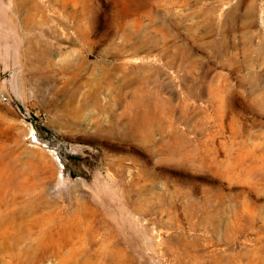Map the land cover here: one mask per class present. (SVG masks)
<instances>
[{
    "label": "rangeland",
    "instance_id": "1",
    "mask_svg": "<svg viewBox=\"0 0 264 264\" xmlns=\"http://www.w3.org/2000/svg\"><path fill=\"white\" fill-rule=\"evenodd\" d=\"M42 2L0 0V264H264V0Z\"/></svg>",
    "mask_w": 264,
    "mask_h": 264
},
{
    "label": "bare ground",
    "instance_id": "2",
    "mask_svg": "<svg viewBox=\"0 0 264 264\" xmlns=\"http://www.w3.org/2000/svg\"><path fill=\"white\" fill-rule=\"evenodd\" d=\"M43 0H13V5H14V10H19V12H24L25 14V17L23 18L22 20V24L24 27L26 28H31V27H36V25L40 24V22L44 21L46 19V5L42 2ZM63 1V0H62ZM65 2V0H64ZM63 2V3H64ZM74 2H77V1H74ZM66 3V2H65ZM50 4V3H49ZM52 4V3H51ZM75 6L74 7H77L76 4H74ZM57 6V5H56ZM50 7V6H49ZM57 9V8H56ZM77 10V9H76ZM166 10V9H165ZM51 11V10H50ZM73 11V10H72ZM70 12V11H69ZM62 13V12H61ZM170 13V12H169ZM38 15L40 16V18L38 17ZM54 15V14H53ZM63 15V14H62ZM72 15V14H71ZM58 17V16H56ZM61 17V16H60ZM76 17V16H75ZM74 17V18H75ZM60 19V18H59ZM66 20V19H65ZM64 20V21H65ZM60 21V20H59ZM63 21V20H62ZM173 23V22H172ZM253 23V22H252ZM249 24V23H248ZM124 25V24H123ZM247 26V25H246ZM249 26V25H248ZM80 27V26H79ZM125 27V26H124ZM238 27V26H237ZM231 28V27H230ZM243 30V29H242ZM78 31V30H77ZM124 31V30H123ZM248 31V29L246 30ZM245 31V32H246ZM252 31V30H251ZM247 34V33H246ZM251 34V33H250ZM249 34V36H250ZM65 35V33H64ZM67 36V35H66ZM74 36V34H73ZM64 37V36H63ZM75 39V38H74ZM149 40V39H148ZM67 41V40H66ZM86 41V39H85ZM244 41V40H243ZM28 43H24V46L20 45V55H19V59L17 58V62H21V61H24L26 64H33V65H36L37 64H40V66H43V65H50L47 61V58H46V54L49 52V49L45 46V44H43L42 42H37V41H27ZM119 42V41H118ZM246 42V41H245ZM67 43V42H66ZM72 43V42H71ZM81 43V42H80ZM114 43V42H113ZM140 43V42H139ZM247 43V42H246ZM132 44V43H131ZM244 44V43H243ZM114 45V44H112ZM125 45V44H123ZM166 46V45H165ZM245 46V45H244ZM121 47V46H120ZM119 47V48H120ZM168 47V46H167ZM162 48V47H161ZM80 51V50H79ZM262 51V50H260ZM245 52H247V50H245ZM131 53V52H130ZM248 53V52H247ZM246 53V55H247ZM244 54V53H243ZM260 54V53H259ZM76 55V52H72L70 56H74ZM163 55V54H162ZM187 55V54H186ZM69 56V55H68ZM125 56V55H124ZM123 56V58H124ZM258 56V55H257ZM106 57V56H105ZM253 58V57H252ZM82 59V58H81ZM125 59V58H124ZM250 59V58H249ZM15 60V59H14ZM29 60H32L33 62L30 63ZM116 61V59H115ZM249 61V60H248ZM55 62V61H54ZM83 62V61H82ZM87 62V61H86ZM101 62V61H100ZM234 62V61H233ZM55 64V63H54ZM57 64V62H56ZM98 64V63H97ZM126 62L123 60V59H119V62L118 64L110 67L107 63L103 64L101 69L104 70V72L106 73L105 74V77L103 79H98V83L96 84V86H93L91 85L89 87V91H90V94L94 97L92 99V104H97V107L101 110V111H110L112 113H115L117 107H124V110H127L128 107L125 106L124 102L126 101V97H125V87H126V83L128 80H121V79H118V81L120 82V85L117 86V87H113V78H115V80L117 79V76L116 74H118L120 71H123V67L121 66H125ZM20 65V64H19ZM53 65V64H52ZM80 65V64H79ZM96 66V65H95ZM62 68V71H65V72H70V70L72 69V64H71V59L68 57L66 59V62H63L61 63V66ZM92 67V66H91ZM91 67H88V69L90 70ZM127 67V65H126ZM39 68V67H38ZM55 68V67H54ZM53 68V69H54ZM78 69V68H77ZM97 69V68H95ZM100 69V68H99ZM75 70V69H74ZM81 70V69H80ZM79 70V71H80ZM92 70H94L92 68ZM91 71V70H90ZM125 71V70H124ZM76 72V71H75ZM81 72V71H80ZM83 72V71H82ZM92 73V72H91ZM74 74V72H73ZM72 74V75H73ZM120 74V73H119ZM135 74V73H134ZM251 74V73H250ZM89 75V73H88ZM249 75V74H248ZM137 76V75H136ZM251 76V75H249ZM248 76V77H249ZM71 77V76H70ZM78 75L75 74V76L73 75V78L71 80V83L72 84H76V79H77ZM125 78V75L123 76ZM252 77V76H251ZM250 77V79H252ZM259 78V77H258ZM70 79V78H69ZM140 79V78H139ZM247 79V78H246ZM248 79V80H250ZM254 79V78H253ZM147 80V79H146ZM149 80V79H148ZM69 81V80H68ZM66 81V82H68ZM91 81V80H90ZM251 81V80H250ZM249 81V82H250ZM27 82V81H26ZM25 82V83H26ZM38 82V81H37ZM118 82V83H119ZM247 82V81H246ZM257 82V81H256ZM148 83V82H147ZM251 83V82H250ZM36 84V83H35ZM41 84V83H40ZM80 84V83H79ZM86 84V83H84ZM144 84V83H143ZM252 84V83H251ZM26 85V84H25ZM64 85V84H63ZM43 86V85H42ZM77 86V85H76ZM62 87V86H61ZM253 87V86H251ZM255 87V86H254ZM161 88V87H160ZM43 89V88H42ZM59 89V88H58ZM127 89V88H126ZM159 89V88H158ZM38 90V89H37ZM52 90V89H51ZM61 90V89H60ZM151 90V89H150ZM58 91V90H57ZM74 91V89L72 90ZM106 91H109L111 94H112V98L111 100L114 101V103L112 102H107V103H103L102 99H100V95L105 93ZM148 91V90H147ZM46 92V91H45ZM62 92V91H61ZM68 92V89L65 88L63 90V93L64 94H67ZM134 92V91H133ZM41 93H43L41 91ZM77 93H78V90H77ZM122 93L124 95H122ZM156 93V92H155ZM108 94V93H107ZM43 95V94H42ZM55 95V94H53ZM52 95V96H53ZM105 95V94H104ZM157 95V94H156ZM108 96V95H107ZM106 96V97H107ZM71 98V97H70ZM98 98V99H96ZM109 98V97H108ZM69 99V98H68ZM88 99V98H87ZM106 100V99H105ZM55 101V100H54ZM59 101V100H58ZM81 101V100H80ZM75 102V101H74ZM83 104V103H82ZM96 109V108H95ZM100 112V111H99ZM103 114V113H102ZM59 119V118H58ZM104 119V118H103ZM57 120V119H56ZM70 120V119H69ZM112 120V119H111ZM62 121V120H61ZM117 121V124L118 125H122L123 128H128L129 125H131V119L128 117V111H124V113L120 116L119 119H116ZM84 121H82L81 119H76L73 121L72 125L74 126V128H79L80 126H82ZM56 123V122H55ZM58 123V122H57ZM70 125V123H67ZM86 124V123H85ZM114 124V122H113ZM84 125V124H83ZM113 127H115V125H112ZM112 126H106L103 124V122L101 120H99L97 122V128H98V132H102L103 130H106V129H112ZM115 130V129H114ZM118 130V129H117ZM116 131V130H115ZM96 132V133H98ZM118 132V131H116ZM134 132V131H133ZM132 132V133H133ZM73 133V132H72ZM129 136V135H128ZM88 137V136H87ZM2 177V176H1ZM7 177V176H6ZM9 179V178H8ZM12 181V180H11ZM8 182V181H7ZM5 182V184L7 183ZM19 182V181H18ZM21 183V182H20ZM24 183V182H23ZM22 183V186L24 185ZM2 185V184H1ZM13 185V184H11ZM29 185V183L27 184ZM16 187V186H15ZM36 197V196H35ZM33 198V197H31ZM39 202V201H38ZM46 205V202H41L39 205H36V207L38 206L39 207H42V206H45Z\"/></svg>",
    "mask_w": 264,
    "mask_h": 264
}]
</instances>
